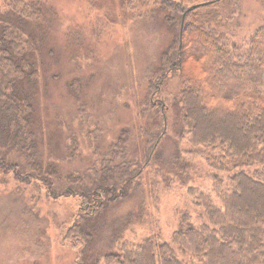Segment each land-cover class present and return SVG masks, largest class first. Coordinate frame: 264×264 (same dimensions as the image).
Listing matches in <instances>:
<instances>
[{"label":"trees","instance_id":"obj_1","mask_svg":"<svg viewBox=\"0 0 264 264\" xmlns=\"http://www.w3.org/2000/svg\"><path fill=\"white\" fill-rule=\"evenodd\" d=\"M143 1L165 13L172 38L149 70L140 115L150 113L159 123L149 129L156 144L144 140L142 150L148 149L140 155L150 151L145 162H155L157 143L166 135L161 130L167 104L162 91L166 80L176 77L175 102L182 119L178 139L187 135L208 164L221 160L219 169L229 173L224 188L215 182L218 200L205 190L189 188L200 213L193 220L184 212L170 242L149 236L94 253L108 211L128 199L132 189L139 192L143 170L141 162L132 163L127 155L130 129H122L109 144L100 167L64 172L54 162H43L31 90L40 75L36 55L43 38L42 0H7V8L0 9V145L5 148L0 165L20 181H41L51 196L81 200L63 239L81 249L86 264H264V23L238 44L223 20L237 19L240 0H210L191 10L192 5L175 0ZM11 152L26 163L13 162ZM240 164L246 168H237ZM127 219L114 221L116 237Z\"/></svg>","mask_w":264,"mask_h":264},{"label":"rangeland","instance_id":"obj_2","mask_svg":"<svg viewBox=\"0 0 264 264\" xmlns=\"http://www.w3.org/2000/svg\"><path fill=\"white\" fill-rule=\"evenodd\" d=\"M42 1L46 5L40 26L43 38L36 55L40 75L31 90L36 104L33 127L43 162H54L64 172L85 170L91 164L100 167L109 144L122 129H130L127 155L132 163L141 162V188L132 189L128 199L108 211L92 249L100 253L117 249L119 242H139L149 236L170 242L184 212L193 220L200 213L189 188L205 190L218 200L215 182L224 188L229 173L219 169L221 160L213 158L215 164H208L187 135L178 139L182 119L175 102L176 77L166 80L162 91L167 104L161 130L166 135L157 143L155 162H145L150 151L140 155L148 149L142 150L144 140L156 144L149 129L158 119L150 113L140 115V103L150 67L159 62L172 38L165 13L143 0ZM175 1L189 6L210 0ZM6 3L0 0L1 10ZM239 12L234 22L224 19L223 28L233 41L243 44L264 23V0H240ZM9 156L13 162L26 163L16 152ZM2 167L0 264H86L81 249L63 239L81 200L51 196L41 181H20ZM122 217L130 221L116 237L114 221Z\"/></svg>","mask_w":264,"mask_h":264},{"label":"water","instance_id":"obj_3","mask_svg":"<svg viewBox=\"0 0 264 264\" xmlns=\"http://www.w3.org/2000/svg\"><path fill=\"white\" fill-rule=\"evenodd\" d=\"M209 2H210V1L193 4L191 7L188 8V10H191V9H193V8H196L197 6L204 5V4L209 3ZM184 16H185V14L183 15V20H184ZM182 25H183V21H182ZM181 35H182V26H181V30H180V36H181ZM180 44H181V43H180Z\"/></svg>","mask_w":264,"mask_h":264}]
</instances>
